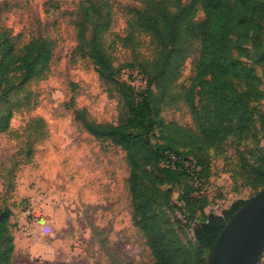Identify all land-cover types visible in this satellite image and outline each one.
<instances>
[{
  "label": "rangeland",
  "instance_id": "1",
  "mask_svg": "<svg viewBox=\"0 0 264 264\" xmlns=\"http://www.w3.org/2000/svg\"><path fill=\"white\" fill-rule=\"evenodd\" d=\"M89 4L110 22L104 44L121 70L118 80L143 84L141 78L129 75L153 59L154 46L149 37L136 34L123 47L130 10L142 9L143 1L0 0V33L18 50L40 37L52 44L47 69L27 83L21 85L14 78L9 90L0 88V116L12 112L8 129L0 133V208L13 212L15 264L155 261L133 220L125 151L95 138L76 119L77 111H82L98 123L117 124L126 112L115 84L101 79L92 62L77 52L82 5ZM203 18L199 11L195 19ZM199 51V40L194 39L174 94H183L190 84ZM255 68L261 75L262 66ZM171 104L162 109L164 119L195 130L184 100L177 98ZM257 110L264 114V100ZM226 146L224 153L211 152L207 183L210 202L221 209L250 199L262 188L246 183L247 170L257 156L252 141L239 147L229 141ZM161 190L171 192L160 199L159 209L168 214L184 242L196 245L194 226L180 221L178 214L180 207L185 208L182 201L189 213L199 208L186 199L182 185L165 184Z\"/></svg>",
  "mask_w": 264,
  "mask_h": 264
},
{
  "label": "trees",
  "instance_id": "2",
  "mask_svg": "<svg viewBox=\"0 0 264 264\" xmlns=\"http://www.w3.org/2000/svg\"><path fill=\"white\" fill-rule=\"evenodd\" d=\"M141 1L142 9L130 10L123 47L136 34L149 37L154 46L153 59L129 75L141 77L144 85L118 80L121 70L104 44L110 22L96 5H82L77 52L92 62L101 79L115 84L126 112L117 124L98 123L82 111H77L76 119L95 138L125 151L133 220L146 237L153 264H208L224 225L246 201L238 200L217 215L207 210L209 196L192 195L200 179L208 183L211 152L224 153L229 141L237 147L252 141L257 156L246 183L264 187V114L257 110L264 100V0H191L187 5L182 0ZM199 11L204 15L200 21L195 19ZM194 39L199 40L200 51L193 76L183 94H174ZM51 56L52 44L44 37L18 50L0 33V88L9 90L14 78L21 85L35 78L48 68ZM255 65L262 66L261 75ZM177 98L188 106L195 130L164 119L162 109ZM11 116L12 112L0 116V133L8 129ZM167 151L192 157L195 166H173ZM165 184L184 186L186 199L199 208L189 213L182 201L185 208L179 213L184 219L178 218L194 226L196 245L184 242L168 214L159 209L160 199L171 192L161 190ZM12 215L10 208H0V264H15Z\"/></svg>",
  "mask_w": 264,
  "mask_h": 264
},
{
  "label": "water",
  "instance_id": "3",
  "mask_svg": "<svg viewBox=\"0 0 264 264\" xmlns=\"http://www.w3.org/2000/svg\"><path fill=\"white\" fill-rule=\"evenodd\" d=\"M264 254V187L226 222L208 264H259Z\"/></svg>",
  "mask_w": 264,
  "mask_h": 264
},
{
  "label": "built area",
  "instance_id": "4",
  "mask_svg": "<svg viewBox=\"0 0 264 264\" xmlns=\"http://www.w3.org/2000/svg\"><path fill=\"white\" fill-rule=\"evenodd\" d=\"M138 78H141V77H138ZM144 84H145V81H143V84H140V85H144ZM262 145L264 146V139L262 141ZM167 155L169 158V162H171L173 166L183 165L184 167L189 168V169H192L195 166V162L193 161L192 157H185V156L178 155L170 151H167ZM192 195L198 198L209 196V190H208L207 181L205 178H202L199 180V184H197V188H195V191L192 193ZM220 203L223 204V201H221ZM225 209L226 208L221 209L220 204H212V203L207 208L209 213H213L217 215L223 214ZM178 217H180L179 219H184V215H182L181 213L178 214Z\"/></svg>",
  "mask_w": 264,
  "mask_h": 264
},
{
  "label": "crops",
  "instance_id": "5",
  "mask_svg": "<svg viewBox=\"0 0 264 264\" xmlns=\"http://www.w3.org/2000/svg\"><path fill=\"white\" fill-rule=\"evenodd\" d=\"M263 260H264V257H263Z\"/></svg>",
  "mask_w": 264,
  "mask_h": 264
}]
</instances>
